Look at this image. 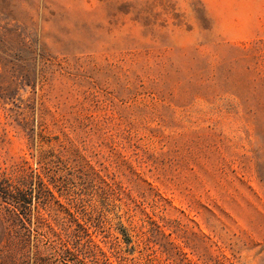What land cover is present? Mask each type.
I'll return each mask as SVG.
<instances>
[{
  "label": "rangeland",
  "instance_id": "374dc122",
  "mask_svg": "<svg viewBox=\"0 0 264 264\" xmlns=\"http://www.w3.org/2000/svg\"><path fill=\"white\" fill-rule=\"evenodd\" d=\"M22 175L49 193L28 232L0 192V264H264V0H0Z\"/></svg>",
  "mask_w": 264,
  "mask_h": 264
},
{
  "label": "trees",
  "instance_id": "16d2710c",
  "mask_svg": "<svg viewBox=\"0 0 264 264\" xmlns=\"http://www.w3.org/2000/svg\"><path fill=\"white\" fill-rule=\"evenodd\" d=\"M0 192L5 202L13 208L6 207L3 216L6 222L13 220L14 223H20L28 232H30L32 208H37L43 203V198L49 193V190L42 179L35 180L32 175H22L14 180H4L0 183ZM2 209V208H0ZM78 227L80 225L78 224ZM127 237L126 234H124ZM130 239H127L129 243Z\"/></svg>",
  "mask_w": 264,
  "mask_h": 264
}]
</instances>
